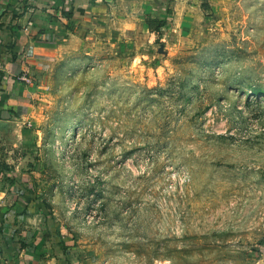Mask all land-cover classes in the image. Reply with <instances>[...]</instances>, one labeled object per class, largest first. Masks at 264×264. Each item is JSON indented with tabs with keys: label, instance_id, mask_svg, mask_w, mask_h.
<instances>
[{
	"label": "rangeland",
	"instance_id": "374dc122",
	"mask_svg": "<svg viewBox=\"0 0 264 264\" xmlns=\"http://www.w3.org/2000/svg\"><path fill=\"white\" fill-rule=\"evenodd\" d=\"M128 2L51 48L0 170L65 263L264 264V0Z\"/></svg>",
	"mask_w": 264,
	"mask_h": 264
},
{
	"label": "crops",
	"instance_id": "0c3cea01",
	"mask_svg": "<svg viewBox=\"0 0 264 264\" xmlns=\"http://www.w3.org/2000/svg\"><path fill=\"white\" fill-rule=\"evenodd\" d=\"M124 1L0 0V122L30 107L51 48L88 28L107 30ZM16 173L0 170V264H69L70 254L65 263L50 245L43 219L25 209L31 203Z\"/></svg>",
	"mask_w": 264,
	"mask_h": 264
},
{
	"label": "trees",
	"instance_id": "16d2710c",
	"mask_svg": "<svg viewBox=\"0 0 264 264\" xmlns=\"http://www.w3.org/2000/svg\"><path fill=\"white\" fill-rule=\"evenodd\" d=\"M155 23L157 24V33L158 34H161L162 33V27L163 26H165V24H166V22L165 21H163V20H159V19H157V20H155Z\"/></svg>",
	"mask_w": 264,
	"mask_h": 264
},
{
	"label": "built area",
	"instance_id": "2783aa9c",
	"mask_svg": "<svg viewBox=\"0 0 264 264\" xmlns=\"http://www.w3.org/2000/svg\"><path fill=\"white\" fill-rule=\"evenodd\" d=\"M56 16H57V17H59V18H61V17H62V15H61V14H60V16L57 14ZM51 20H52V19H51ZM45 24H48V22L46 21V22H45ZM26 264H33V263H32V262H29V263H26Z\"/></svg>",
	"mask_w": 264,
	"mask_h": 264
}]
</instances>
